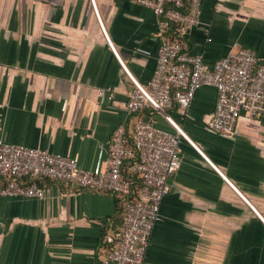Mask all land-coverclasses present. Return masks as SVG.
<instances>
[{
  "label": "crops",
  "instance_id": "1",
  "mask_svg": "<svg viewBox=\"0 0 264 264\" xmlns=\"http://www.w3.org/2000/svg\"><path fill=\"white\" fill-rule=\"evenodd\" d=\"M95 2L100 17L93 0H0V139L99 172L113 131L131 118V76L152 77L162 38L156 14L136 0ZM200 15L189 52L209 65L240 47L264 58V0H203ZM216 100L205 85L193 118L174 112L205 156L181 140L143 264H264V118L242 113L231 135L213 132ZM144 117L175 131L160 112ZM45 187L42 198L0 195V264H113L103 246L122 223L118 195L59 180Z\"/></svg>",
  "mask_w": 264,
  "mask_h": 264
},
{
  "label": "built area",
  "instance_id": "2",
  "mask_svg": "<svg viewBox=\"0 0 264 264\" xmlns=\"http://www.w3.org/2000/svg\"><path fill=\"white\" fill-rule=\"evenodd\" d=\"M136 1L156 14L162 42L156 69L147 83L131 76L135 88L129 95L128 114L132 117L152 109L162 113L175 131L159 127L151 118L136 117L132 125L127 118L113 131L106 167L99 172L81 167L77 157L0 139L1 196L42 198L46 187L39 180L46 178L80 189L129 195L134 182L124 178L123 168L127 159L139 155L132 166L141 179L135 186L138 198L126 202L122 224L105 235L110 246L104 250V262L113 264L144 263L154 226L161 219L163 198L171 190L170 179L181 165V140H189L202 152L177 122L175 110L184 118H193L190 107L197 90L210 85L217 90V100L209 130L231 135L242 113L264 118V58L254 49H231L213 65L205 62L202 52H189L186 35L202 23L203 0ZM114 94L112 88L99 90L102 97L113 98ZM128 127L134 147L127 144Z\"/></svg>",
  "mask_w": 264,
  "mask_h": 264
},
{
  "label": "trees",
  "instance_id": "3",
  "mask_svg": "<svg viewBox=\"0 0 264 264\" xmlns=\"http://www.w3.org/2000/svg\"><path fill=\"white\" fill-rule=\"evenodd\" d=\"M174 37H175L174 35L171 36V38H174ZM145 110H142L138 114L133 115L130 118V125L133 124V120L136 119V117H144ZM127 144L134 147L133 138H132V132H131V128L130 127H128ZM138 161H139V155L136 153L134 157L129 158V159L126 160L124 168H123V176H124V178L131 179L134 182V186H133L132 192L129 195H124V194H120V193H113L115 195H118V200L120 202L119 216H120L122 222H123L124 215H125L126 202L129 201V200L135 201L138 198V188H136L135 186L141 184V179L139 178L138 173L135 172L134 170H132V166L134 164H136ZM47 180H52V179H47V178L46 179H40L39 183L41 185L45 186V182ZM106 193H111V192H106ZM104 244L105 245L103 246V248L104 247L106 248L107 246H110L109 244L106 243V241H105Z\"/></svg>",
  "mask_w": 264,
  "mask_h": 264
}]
</instances>
